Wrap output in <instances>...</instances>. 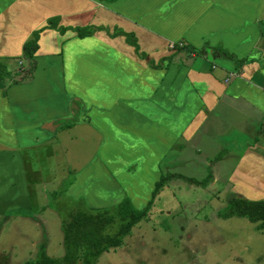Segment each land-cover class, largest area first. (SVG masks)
I'll return each instance as SVG.
<instances>
[{"label": "crops", "instance_id": "obj_1", "mask_svg": "<svg viewBox=\"0 0 264 264\" xmlns=\"http://www.w3.org/2000/svg\"><path fill=\"white\" fill-rule=\"evenodd\" d=\"M55 17L66 30L40 34L32 78L0 83V215L30 206L21 151L53 145L71 177L67 196L91 210L123 198L144 210L170 153L183 158V144L208 123L204 144L220 127L235 133L220 159L205 161L233 157L226 202L264 201V0H0V59L20 58ZM87 27L133 34L144 58L121 36L73 32ZM181 42L243 63L208 52L167 64ZM59 120L75 122L59 129Z\"/></svg>", "mask_w": 264, "mask_h": 264}, {"label": "rangeland", "instance_id": "obj_2", "mask_svg": "<svg viewBox=\"0 0 264 264\" xmlns=\"http://www.w3.org/2000/svg\"><path fill=\"white\" fill-rule=\"evenodd\" d=\"M25 70L24 66L16 71ZM213 124H206L195 140L183 144V158L174 159L177 151L170 153L164 185L145 219L132 228L121 247L103 252L94 264H264V230L258 231L257 224L243 218H218L227 204L224 180L234 159L209 165L210 157L221 152V146L235 133L220 127L211 144H204L207 129ZM22 151L25 178L32 188L30 206L27 211L9 209L0 215V264L31 263L42 246L47 255L60 258L61 224L69 204L84 200L65 193L71 177L56 145ZM202 164L207 168L199 166ZM208 174H213L214 180L206 187L193 183V178L202 181ZM101 185V181L96 182L93 188Z\"/></svg>", "mask_w": 264, "mask_h": 264}, {"label": "trees", "instance_id": "obj_3", "mask_svg": "<svg viewBox=\"0 0 264 264\" xmlns=\"http://www.w3.org/2000/svg\"><path fill=\"white\" fill-rule=\"evenodd\" d=\"M105 3H114L116 0H99ZM59 18H51L47 20L46 26L33 32L28 40L24 43L22 48V56L20 58H1L0 59V83L16 84L23 81H29L32 78V72L34 70V56L38 50V40L40 34L47 29L56 30L60 33L66 29L58 27ZM97 31L107 32L111 37L121 36L124 38L125 43L131 46L137 56L144 58L143 55H139V47L137 40L133 34H127L123 31L116 29L113 34H110L108 28L104 27H87L76 28L73 32L78 37H87ZM175 55L165 58L164 61L167 64L173 62L174 57L177 54L182 53L193 55L194 57H202L206 53L211 52V58L213 59H229L235 62L236 66H240L243 61L239 62L235 57L229 55L221 47L209 48L205 46L203 48L196 49L189 45L175 44L173 46ZM20 63V67H18ZM162 64L153 66L154 69H162ZM24 73H19L16 70L22 69ZM20 71V70H18ZM75 120H59L54 124L61 125L59 129H68L72 127ZM28 152V151H27ZM29 153V152H28ZM222 153H219L215 160L220 159ZM211 179V175L203 179L202 181L193 180L199 187H206ZM71 183V180L67 182V185ZM164 185V178L161 176L154 185L152 192V198L148 203V206L144 210H136L131 205L127 198H123L118 204L111 206L107 209L91 210L85 206L84 200H78L76 202H70L67 209V217L62 221V236H63V254L60 258H53L44 251V246L41 247V253L39 256L28 264H94L98 256L103 252H108L112 249L121 247L123 240L127 237L132 228L142 222L153 201L162 189ZM31 187L29 185V196ZM243 218L250 223L257 224L259 231L264 230V201H249L242 197H234L230 199L223 211L219 214L218 218Z\"/></svg>", "mask_w": 264, "mask_h": 264}, {"label": "built area", "instance_id": "obj_4", "mask_svg": "<svg viewBox=\"0 0 264 264\" xmlns=\"http://www.w3.org/2000/svg\"><path fill=\"white\" fill-rule=\"evenodd\" d=\"M19 65H21V64H19Z\"/></svg>", "mask_w": 264, "mask_h": 264}]
</instances>
